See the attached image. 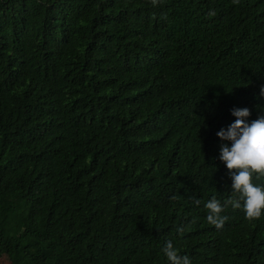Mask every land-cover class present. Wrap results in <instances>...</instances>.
Masks as SVG:
<instances>
[{"label": "trees", "instance_id": "1", "mask_svg": "<svg viewBox=\"0 0 264 264\" xmlns=\"http://www.w3.org/2000/svg\"><path fill=\"white\" fill-rule=\"evenodd\" d=\"M261 84L264 0H0V264H264V211L203 208Z\"/></svg>", "mask_w": 264, "mask_h": 264}, {"label": "clouds", "instance_id": "2", "mask_svg": "<svg viewBox=\"0 0 264 264\" xmlns=\"http://www.w3.org/2000/svg\"><path fill=\"white\" fill-rule=\"evenodd\" d=\"M155 3V0H153ZM258 95L264 98V84L259 86ZM229 114L233 119L220 127L215 136L218 138L217 159L221 161L230 178V190L233 196L221 204L215 197L207 199L205 220L216 228H221L227 216L223 208L230 204L243 211L246 218H258L264 211V185L252 182V176L264 174V111L254 119H249L247 107H232ZM199 203V201H196ZM177 228V231H181ZM169 264H192L187 255H181L170 240L161 248Z\"/></svg>", "mask_w": 264, "mask_h": 264}, {"label": "rangeland", "instance_id": "3", "mask_svg": "<svg viewBox=\"0 0 264 264\" xmlns=\"http://www.w3.org/2000/svg\"><path fill=\"white\" fill-rule=\"evenodd\" d=\"M3 261H4V264H7L8 263V258L4 257Z\"/></svg>", "mask_w": 264, "mask_h": 264}]
</instances>
